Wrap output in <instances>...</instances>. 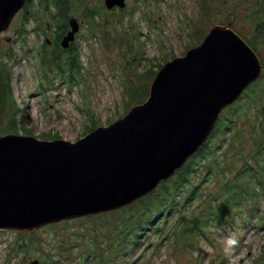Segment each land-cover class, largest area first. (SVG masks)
Masks as SVG:
<instances>
[{"label": "rangeland", "instance_id": "rangeland-1", "mask_svg": "<svg viewBox=\"0 0 264 264\" xmlns=\"http://www.w3.org/2000/svg\"><path fill=\"white\" fill-rule=\"evenodd\" d=\"M26 1L29 5L0 33V77L10 78L12 89L0 135L15 133L7 132V127L9 117L17 113L23 119L16 125L20 128L16 134L74 142L142 103L152 73L198 45L212 26L230 22L244 40H252L258 0H126L124 8L110 10L103 0H65L64 15L55 20V4L45 8L39 0ZM70 16L77 18L80 27L67 50L55 35L58 23L65 25ZM259 54L264 60L263 46ZM74 55L71 67L68 57ZM254 109L251 105L248 116L241 113L235 122L231 145L218 144L212 158L197 160V171L189 177L199 183L192 200L185 201L180 190L175 208L163 210L129 249L120 247L116 254L106 250L118 240L114 225L134 218L139 206L123 214L103 212L100 217L84 216L33 230L1 229L0 264H97L102 255L108 259L104 264H259L264 234L257 223L264 219L260 216L264 215L263 193L252 217H248L250 206H243L231 226L208 225L200 234L176 235L177 216L197 217L200 224L199 209L221 195L223 177L232 179L242 161L251 160L255 134L248 117ZM232 235L238 240L234 247L228 244Z\"/></svg>", "mask_w": 264, "mask_h": 264}, {"label": "water", "instance_id": "water-1", "mask_svg": "<svg viewBox=\"0 0 264 264\" xmlns=\"http://www.w3.org/2000/svg\"><path fill=\"white\" fill-rule=\"evenodd\" d=\"M25 0H0V33ZM106 9L126 0H103ZM68 48L80 22L67 18ZM263 64L231 23L156 72L146 99L71 142L0 135V230H33L119 209L170 178L207 140L221 111L262 73ZM37 264V261H33Z\"/></svg>", "mask_w": 264, "mask_h": 264}, {"label": "trees", "instance_id": "trees-1", "mask_svg": "<svg viewBox=\"0 0 264 264\" xmlns=\"http://www.w3.org/2000/svg\"><path fill=\"white\" fill-rule=\"evenodd\" d=\"M29 1L31 2V0ZM41 2L45 8L48 7V4H55L57 6V14L52 15V19L55 20L57 16L64 15L66 9L65 0H39V3ZM28 5L29 3L27 6ZM255 14L251 37L253 39L245 41L253 48L257 55L260 56L259 48L260 46L264 47V0L257 1ZM66 30H68L67 23H65V25L61 22L58 23L55 35L57 41ZM236 32L242 38L244 37L239 31ZM71 48L72 43H70L67 50ZM74 58H76L75 55L68 57L71 67L75 66ZM261 62L263 64V69L260 76L243 91L241 96L234 103L221 111L207 140L181 168L167 180L161 181L152 192L137 199L132 204L108 211L109 213L112 212V214H123L125 211H134L135 206L143 208L136 211L134 218L129 217L122 219L121 222L114 225V230L118 233V240L115 242L114 248H106L107 251L111 250L116 254L120 247H123L122 251L129 249L133 243L138 241L143 234L149 230L150 223L153 222L163 210L166 209L170 212L172 208H175L173 201L180 190L184 194L185 201L192 200L193 195L197 194L199 190V183L190 180L189 177L197 171V160L200 158H205L207 160L212 158L214 149L218 144L224 142H227L226 146L232 144V128H236L235 122L239 120L241 113L247 115V109H249L251 105L255 107L252 116L248 117L255 134V137L252 138L254 151L252 152L251 160L244 159L242 161V166L234 173L233 178L231 177L232 179L223 177L218 188V192L221 195L219 197L213 196V200H208L205 206L199 209V217L201 218L200 224L196 222L197 217L177 216L179 229L176 235H192L196 232L200 234L204 230L203 227H208V225L220 227L231 226L234 223L235 217L239 214L240 207L243 206H250L248 217H252L259 210V193L264 194V121L261 117L264 116V60H261ZM155 74L152 73L151 76L154 77ZM11 94L10 78L2 79L0 77V120L5 112V104L11 98ZM21 119H23V116L17 117V113L15 116H10L7 132L17 133L20 128L16 127V125H19ZM256 121L258 122L255 125L254 122ZM0 134H2V132H0ZM239 139L240 137L238 136V140ZM211 144L214 146H211ZM206 170L210 172L211 168L208 167ZM204 174L212 173H206V171H204ZM199 203L200 201L195 204L192 209L196 208ZM102 214L103 213H99L85 217L96 218L100 217ZM167 215L168 214L165 213L163 217L165 218ZM260 216L264 215L261 214ZM258 220H260L261 223L260 225L257 223V229L262 230L264 234V219L259 218ZM126 242H128V246ZM260 248L259 264H264V239ZM107 260V255H102L99 257L97 264H104Z\"/></svg>", "mask_w": 264, "mask_h": 264}, {"label": "clouds", "instance_id": "clouds-1", "mask_svg": "<svg viewBox=\"0 0 264 264\" xmlns=\"http://www.w3.org/2000/svg\"><path fill=\"white\" fill-rule=\"evenodd\" d=\"M60 39V38H59ZM72 43V42H71ZM70 45V44H69ZM69 47V46H68ZM233 236V238H231V239H229V241H228V244H229V246H232V247H234V246H236L237 244H238V240L235 238V236L234 235H232Z\"/></svg>", "mask_w": 264, "mask_h": 264}, {"label": "flooded vegetation", "instance_id": "flooded-vegetation-1", "mask_svg": "<svg viewBox=\"0 0 264 264\" xmlns=\"http://www.w3.org/2000/svg\"><path fill=\"white\" fill-rule=\"evenodd\" d=\"M27 4H28V1L25 0V4H24V6L26 7ZM24 6H23V7H24ZM23 7H22V8H23ZM66 23H67V22H66ZM67 28H68V25H67Z\"/></svg>", "mask_w": 264, "mask_h": 264}, {"label": "bare ground", "instance_id": "bare-ground-1", "mask_svg": "<svg viewBox=\"0 0 264 264\" xmlns=\"http://www.w3.org/2000/svg\"><path fill=\"white\" fill-rule=\"evenodd\" d=\"M63 49H66V48H63Z\"/></svg>", "mask_w": 264, "mask_h": 264}]
</instances>
